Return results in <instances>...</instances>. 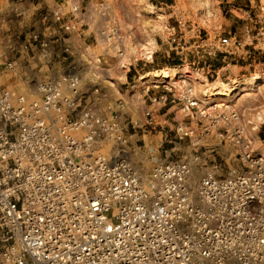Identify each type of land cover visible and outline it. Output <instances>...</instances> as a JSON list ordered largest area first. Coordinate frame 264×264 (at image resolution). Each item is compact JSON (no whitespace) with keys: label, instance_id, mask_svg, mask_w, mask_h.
I'll return each instance as SVG.
<instances>
[{"label":"built area","instance_id":"obj_1","mask_svg":"<svg viewBox=\"0 0 264 264\" xmlns=\"http://www.w3.org/2000/svg\"><path fill=\"white\" fill-rule=\"evenodd\" d=\"M240 11L241 35L206 32L205 52L222 57L207 79L223 84L230 68L264 56V0ZM190 89L185 110L204 118ZM40 91L28 101L0 87V264H264V159L246 155L248 170L226 178L209 172L197 199L188 165L164 164L150 195L129 158L97 151L104 137L92 114L62 122L52 115L75 110L73 100L60 84Z\"/></svg>","mask_w":264,"mask_h":264},{"label":"rangeland","instance_id":"obj_2","mask_svg":"<svg viewBox=\"0 0 264 264\" xmlns=\"http://www.w3.org/2000/svg\"><path fill=\"white\" fill-rule=\"evenodd\" d=\"M46 1L52 3L54 0ZM250 1L253 0H66L68 4L64 12L68 11L70 17L79 19V23L86 21V24L80 23L82 30L78 27L87 45H95L94 51L99 57L90 66L84 56L78 57L73 64L71 48L64 44L61 56L64 60L59 64L56 58L53 62L56 67L52 72L46 60L36 63L33 60L29 65H42V71L38 75L25 74L21 78L16 74L25 73L26 64L22 63L24 58L19 53L27 50L22 47L23 42L15 43L17 46L12 48L13 54L6 62H11L12 68H6L0 61V87L9 90L15 97L23 95L31 101L41 98L40 88L43 85L60 84L76 108L62 107L59 115L54 113L53 117L64 122L80 119L86 113L92 114L96 130L104 137L97 151L108 159L117 155L129 158L149 192L158 189L149 185L153 181L157 184L156 170L161 166L187 164L190 175L194 174V179L191 177L188 182L192 195L209 172L226 178L248 170L250 161L246 155L253 160L264 159L258 155V148L245 143L251 121L245 114L250 106H261V96L237 98L234 105L228 103L233 106L230 113L224 109L228 104H221V108L220 104L203 101L202 98L198 106L207 114L204 118L195 110L186 112L183 100L189 88L193 97V92L204 96L205 85L220 83L215 78L207 79L206 73L210 64L218 69L222 57L205 52L207 47L203 41L208 39L209 34L213 39L219 29L221 34L241 35L245 23L240 10H246ZM51 11L55 21L63 20V14L57 8L51 7ZM41 12L47 13L44 8ZM29 20L32 26L29 38H34L37 22L33 18ZM70 29L73 30L72 27ZM11 34L10 30L2 32L0 56L6 57V53L11 51V40L16 42L15 37L9 38ZM24 37L20 38L24 40ZM151 37L155 49L149 59L130 56L132 47L140 48ZM63 38L67 39V35L63 34ZM57 40L60 41L53 36L52 41L58 44ZM78 40L76 45L80 44ZM44 44L47 46L43 47ZM36 47L46 59L48 42L38 35L34 49ZM16 49L19 52L17 55ZM87 53H91L90 49ZM122 55L128 59L124 68ZM29 57H32L31 50ZM251 63L250 69L244 67L247 66L244 62L240 63L242 66L230 68V73L226 74L228 80H224L223 85L230 88L229 82L239 76L242 78L239 84L259 77L262 78L261 84L258 82L255 88L264 85V56ZM185 68L192 78L184 80L179 90L166 84H149L140 90L132 89L142 76L152 72ZM64 80L77 81L82 94L74 96L72 91L67 90ZM156 96H166L167 101L154 104L151 99ZM255 136L259 146L264 147V122L256 127Z\"/></svg>","mask_w":264,"mask_h":264},{"label":"crops","instance_id":"obj_3","mask_svg":"<svg viewBox=\"0 0 264 264\" xmlns=\"http://www.w3.org/2000/svg\"><path fill=\"white\" fill-rule=\"evenodd\" d=\"M13 4L15 6H13ZM67 4L68 3L66 2V0H54L52 3H48L46 0H0V37L2 35V32L4 33L10 30L12 34L11 36H9V38L12 39L15 37V39H17L14 43H12L13 40L10 41L11 51H9V53H6V57H3V55H1L0 61L3 62L4 65L6 64V62L11 58H8V56L10 54H13L14 50L12 48H14V46H17L15 43L23 42L24 46L22 47L27 50V52L24 51L25 54H22V52L19 53L18 49L15 50L16 55L19 53L20 57L24 58L22 63L24 62V64H26L24 69V71L26 72H22V74L19 73L20 75L16 74V77L22 78L25 76H31L32 74L38 75L42 71L43 66L39 64L35 67L29 65L33 60L34 63L39 62L43 59L46 60V62H48L49 64L47 66L50 67V71L52 72L56 67V64L54 65L53 63L56 58L59 59V64H62L64 60L61 58V56L63 55L64 44L65 46H69L71 48L73 64L77 61L78 57L84 56L86 58V61H89L90 66V64L94 62V59L99 57V55L94 51L95 45H87L86 39L82 37V24L80 23L86 24V21H81L79 23V19L70 17L68 11V13L64 12L66 11L65 6ZM51 7L57 8L60 13L63 14V20L61 22L55 21V18H53V15L50 13L52 12ZM43 8L47 11L48 14L45 12H41ZM29 18H33V21L37 22V25H35V32L33 33V36L37 34L41 37V39L48 42V53L46 55V59L45 57H43V54L39 53L40 50H38L37 47L34 49V44H36V42L33 40L32 36H30L29 38L28 33L32 28ZM78 26L81 27V30ZM64 27L66 29H64ZM71 27L74 31H70ZM63 34L67 35V39L63 38ZM23 36H25L24 40L20 38ZM53 36H57L60 40H57L59 42L58 44L56 43V41H52ZM77 40L80 42L79 45L75 44ZM0 43H3L1 38ZM89 49L91 51L90 54L87 53ZM30 50L32 51V57H29ZM121 64L124 68L125 61H121ZM36 97L38 96L36 95Z\"/></svg>","mask_w":264,"mask_h":264},{"label":"bare ground","instance_id":"obj_4","mask_svg":"<svg viewBox=\"0 0 264 264\" xmlns=\"http://www.w3.org/2000/svg\"><path fill=\"white\" fill-rule=\"evenodd\" d=\"M154 49H155V43H154V39L151 37L147 39L146 42H144L140 48L132 47L129 50V54L131 57L137 58L140 56H145L146 58L149 59ZM121 61H128V59L126 58V56L122 55ZM191 78L192 77L190 76V73L186 68L180 71L173 69L155 71L146 76H142L139 79V81L133 86L132 89L140 90L141 88H144L149 84H166L168 86H172L179 90L182 86L181 85L182 82H184V80L186 81ZM261 80L262 78L259 77H255L254 79L250 78V80L246 79L243 83L238 84L237 88L234 91L230 90V88H228L227 85H223L218 82L212 85L211 84L205 85V88L203 89V94H205L204 96H201L200 92L199 93L193 92V95L198 101L204 98L203 101L210 100V102L213 101L218 105L220 104V106L221 104L227 105L228 103H233L234 105V102L238 100L237 98L241 96L242 97L249 96L252 98L261 96L263 99L261 101V106L257 108H253V106H250V108H248V111L246 112L247 115L245 114V117L248 116L249 119L251 118V121H249V128L245 139V143L248 145L250 144L252 148H258L259 149L258 155L264 157V147L259 146L258 139L255 136L256 127H258L264 122V85H262L260 88L257 89L255 88L258 82L261 83ZM232 108L233 106L228 104V106L224 109L226 110L227 113H230ZM191 177L194 179L193 173L192 175H190V177H188L187 184L188 182L191 181L192 179ZM156 181L157 184L153 181L152 184L149 185L150 188H153L154 186L159 188L161 184V182H159L160 181L159 178ZM146 192H148V194L150 195L153 194L151 190L149 192V190L146 189ZM193 195H194V199H197L196 189L194 190L191 196L193 197Z\"/></svg>","mask_w":264,"mask_h":264}]
</instances>
